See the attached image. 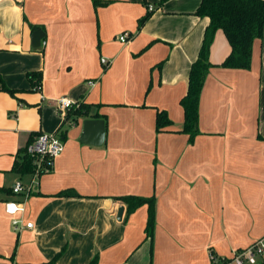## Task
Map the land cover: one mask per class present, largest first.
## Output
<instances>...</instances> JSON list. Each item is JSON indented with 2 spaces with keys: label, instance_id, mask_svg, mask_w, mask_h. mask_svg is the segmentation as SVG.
<instances>
[{
  "label": "crops",
  "instance_id": "0c3cea01",
  "mask_svg": "<svg viewBox=\"0 0 264 264\" xmlns=\"http://www.w3.org/2000/svg\"><path fill=\"white\" fill-rule=\"evenodd\" d=\"M200 2L0 0V264H213L210 253L231 264L264 237V32L248 70L218 66L231 49L215 33L190 141L180 101L208 25L194 15ZM61 97L90 114L64 121ZM157 111L171 122L160 132ZM89 119L104 122L99 146L80 142ZM58 131L53 169L28 197L14 194L33 180L12 171L17 151ZM127 196L154 198L151 238L147 206L128 214ZM10 201L24 204L16 230Z\"/></svg>",
  "mask_w": 264,
  "mask_h": 264
},
{
  "label": "trees",
  "instance_id": "16d2710c",
  "mask_svg": "<svg viewBox=\"0 0 264 264\" xmlns=\"http://www.w3.org/2000/svg\"><path fill=\"white\" fill-rule=\"evenodd\" d=\"M95 2L96 0H94ZM194 15L208 19V25L203 34L198 56L190 67L186 94L180 101L184 113L182 133L188 135L190 141L199 133L198 106L206 74L212 67L209 62V50L215 33L221 31L231 49L229 55L218 66L225 69L248 70L251 64L253 43L256 40H261L264 32V0H201ZM148 18L149 14H146L138 21V29L144 25ZM28 79L34 89H40L41 76L39 73L28 74ZM2 89L11 96L15 93L4 87ZM90 109V106L81 104L76 109H71L67 117L87 116L90 114ZM94 117H99V115ZM170 124L165 112H156V132H160ZM37 136L38 134L35 133L30 134L26 146L17 151L12 171L20 176L33 172V157L27 153V148ZM119 199L125 203L128 214L141 206H147L145 234L147 238H151L154 228V198L127 196ZM56 259L54 258L47 264H55ZM90 264H98L97 258L94 257Z\"/></svg>",
  "mask_w": 264,
  "mask_h": 264
},
{
  "label": "built area",
  "instance_id": "2783aa9c",
  "mask_svg": "<svg viewBox=\"0 0 264 264\" xmlns=\"http://www.w3.org/2000/svg\"><path fill=\"white\" fill-rule=\"evenodd\" d=\"M152 7H148V11H152ZM129 35L124 33L119 37V41L127 43ZM101 64L106 66L105 59H101ZM74 103L69 99L61 97L56 100V110L60 116L65 120L67 112L74 107ZM78 107V106H76ZM63 149L62 140L60 139L59 131L54 135H39L32 144L27 148V153L33 157V180L30 184L23 185L18 182L14 185L12 192L14 194L23 193L25 197H28L33 185H36V179L43 173H47L53 169L54 159L58 157ZM5 212L11 218V225L16 230L19 225V220L15 219L18 214L24 212V204L22 202L10 201L5 203ZM26 228H31V223L25 224ZM210 260L213 264H216V258L213 254H209ZM258 260H264V237L255 241L249 247L234 251L232 253L231 264H257Z\"/></svg>",
  "mask_w": 264,
  "mask_h": 264
},
{
  "label": "water",
  "instance_id": "95a60500",
  "mask_svg": "<svg viewBox=\"0 0 264 264\" xmlns=\"http://www.w3.org/2000/svg\"><path fill=\"white\" fill-rule=\"evenodd\" d=\"M42 38V33L38 30L35 31L32 35V45L37 47ZM90 117V115H89ZM90 137H93L90 139ZM104 140V122L96 119H89L84 122V132L80 139V142L83 144L95 145L99 146L102 144ZM122 210L118 213V219H120V215Z\"/></svg>",
  "mask_w": 264,
  "mask_h": 264
}]
</instances>
